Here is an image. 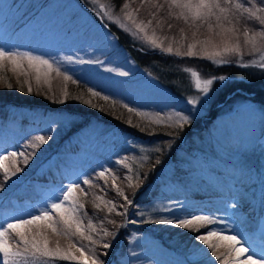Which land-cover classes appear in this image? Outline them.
Segmentation results:
<instances>
[{
    "label": "rangeland",
    "instance_id": "1",
    "mask_svg": "<svg viewBox=\"0 0 264 264\" xmlns=\"http://www.w3.org/2000/svg\"><path fill=\"white\" fill-rule=\"evenodd\" d=\"M125 2L118 9L111 8L113 17H119L128 28L136 31L132 20H125V14L120 11ZM127 2L129 3L127 11L133 14L136 24L141 22L148 24L151 20V24L145 28L144 32L133 38L130 32H126L106 18L103 24L106 23L119 31L127 41L142 48L143 53L150 55L156 53L163 59L162 56L166 53L160 52L159 48H154L153 40L163 48L171 44L173 51L176 50V42L181 46V51H186L187 44L193 43L196 44L194 48L196 56L177 57L166 54L170 57L168 61L178 66L184 65L182 66L184 69L196 70L202 79L214 76L211 68L222 67L238 68L240 73L242 71L250 73L251 77L254 75L264 77L259 69L238 66L235 57L231 58L234 62L229 65H215L207 59L208 53L213 50L212 47L205 45L206 51L201 52V45L197 43L210 38L211 34L206 26L199 30L189 29L183 21L168 20L164 13H160L157 19L163 21V26L157 27V19H153L148 14L147 5L142 7L140 0H127ZM8 5H14V7L9 8ZM91 7L86 0H0V46L31 51L33 54L44 55L45 58L51 56L59 58L61 55L73 54L85 59L94 57L105 59L109 62L108 66H119L122 70L129 71L130 76L117 77L91 65H65L64 67L70 68L71 74L74 78L79 77V81L85 82L94 89L97 87L102 93L109 94L115 99H122L130 105H135L140 111L162 113L169 108V104L171 106L174 103L187 112L185 101L196 95L195 89L186 98H176L164 88L156 77L157 72L153 71L158 69L160 74L166 70L173 72L171 70H175V65L160 62L155 64L161 66L159 68L136 70V64L131 61L128 52L118 40L113 39L111 32L108 31L109 27L107 29L103 27L99 17L90 11ZM168 23L173 25L172 29L167 27ZM253 26L259 27L254 23ZM181 28L184 29L183 33L180 32ZM106 36L107 39H105ZM212 42L219 45L220 40L214 38ZM258 59V55H246L244 63H251L252 60ZM10 67L9 65L0 72V76L8 79L13 84V88L8 89L3 82H0V104L13 100L9 97V93H27V85L21 92L17 79L20 81L30 79L33 91L38 92L35 70L29 69L26 61L19 73L27 72L28 77L13 73L9 70ZM185 73L189 79H192L191 87L195 88L194 78L189 72ZM230 79L228 77L224 82L214 85L210 101L201 107L197 115L215 114L212 119L202 120V128H187L181 136L183 141L176 143V140L174 146L168 151L169 156L180 150L177 159L172 158L169 163L158 165L155 172L148 177L146 183H149V186L142 192L136 193L134 202L140 206V211L144 212V219L181 215L179 207L171 212L161 211L170 204L178 203L184 206L185 211L214 213L230 221L243 220L245 223L239 230L240 234L244 235L246 241L250 238L258 240L261 231L264 230V143H260L264 135V102H261L263 95L245 89H241L240 93L229 94L227 89L221 95L220 91L226 89L225 84ZM50 82L51 92L46 85H42L39 91L47 94L46 98L63 95L68 82H65L62 77H57L55 73L51 74ZM222 96L223 99H221ZM18 116L24 119L23 124L16 123L14 127L13 118ZM65 116L66 114L60 111L51 112L40 107L24 106L15 102L0 105V153L5 150L20 151L21 146L36 135L51 137L38 150L36 157L26 168L22 162L19 163V166L25 170L18 174L19 179L13 178L7 189L0 193V224L12 222L22 215L26 216L27 212L39 208L45 200L51 198L62 184L84 174L95 178L94 182L97 185L93 188L83 186L88 190L89 195L81 198L87 213L84 224L87 225L88 220L91 219L98 229V232L93 234V238L101 240L103 236L101 228L117 231L115 224L108 223V220H114L116 224H124V227L118 230L112 247L107 250L108 255L103 257L105 264H183L197 246L203 249L204 246L194 240L193 232L170 225L140 223L141 217L135 214L136 208L129 210L127 219L116 215L115 212L108 213L104 201H113L116 205H121L124 201L123 197L118 196L116 190L112 188L111 176L103 179L96 178V173L101 170V166L113 168L118 177L117 186L132 198L134 186L138 181L134 178L130 181L125 180L123 177L134 176L136 171L149 172L152 166L150 162H154L158 154H150V161L143 162L141 166L140 157L143 154H136L127 147L126 138L136 139L140 146H152L147 141L134 137L132 133L120 132L115 127L109 128L93 122L69 134L83 120L79 118L77 122L72 119L71 123H64L62 121ZM226 116L229 120L222 118ZM79 144L81 149L77 151ZM125 156L128 157L125 163L133 169L132 173L123 166L115 165L117 158ZM167 159L168 157L165 162ZM6 163L11 165V159ZM229 165L235 169L234 173L228 172ZM0 181H2V173H0ZM129 183L133 187H129ZM146 183L144 186L147 185ZM206 193L215 194L216 198L210 205L212 209L202 211L197 205L198 199H194V196L199 195L205 198ZM96 196L102 197L96 201L101 205L102 210L94 207L93 200ZM234 202L239 204V208L235 210L236 217L232 216L231 208H225V205H231ZM118 210L122 211L119 208ZM131 219L138 222L128 223L127 221ZM44 235L48 239L49 248L52 249L57 247L66 249L70 242H77L78 246L80 243L91 246L86 240L77 241L75 237L70 239L64 235L53 234L51 230L44 232ZM111 239V237H103V240ZM250 246L254 247L256 254L259 255L258 245L250 244ZM71 251L79 256V252L74 248ZM96 251H104L101 244L96 245ZM217 251L223 253L225 249L220 248ZM132 252L136 255H131ZM210 255V250L208 255H200L197 258V264H211ZM41 261H36L35 264H75L74 261L59 258ZM216 264L219 262L217 261Z\"/></svg>",
    "mask_w": 264,
    "mask_h": 264
},
{
    "label": "snow or ice",
    "instance_id": "2",
    "mask_svg": "<svg viewBox=\"0 0 264 264\" xmlns=\"http://www.w3.org/2000/svg\"><path fill=\"white\" fill-rule=\"evenodd\" d=\"M92 7L90 11L95 13L97 17L103 22L105 18L108 21L119 25L121 29L130 32L132 37L135 38L139 33L144 32L145 28L151 24L141 22L136 24L133 14L127 9L129 3H124L120 9L123 12L125 20H132L135 25L136 31H132L128 26L119 18L113 17L111 5L101 2V0H86ZM141 6L147 5L149 8V15L153 19H157L158 14L164 13L168 20L175 19L176 21H183L189 29L199 30L207 27L208 32L211 34L208 40L197 41L201 45L200 51H206L205 45H210L212 51L208 53L207 59L211 60L215 65H229L234 61L232 57L236 58V63L242 68H256L261 70L264 74V0H140ZM9 8L14 5H8ZM139 11V9H137ZM258 25L256 28L253 26ZM163 21L157 19V27H162ZM105 29L108 24H103ZM169 29L173 28L171 23L167 24ZM180 32L183 33L184 29L181 28ZM195 36V33L193 34ZM214 38H219V45L214 44ZM107 39V36L105 37ZM177 43L176 50L173 51V46L170 44L167 48L161 47L159 44L152 41L154 48H159L160 52L177 57H193L197 53L194 51L196 44L188 43L186 51H181V46ZM246 55H258V60H252L251 63H244ZM27 62L29 69L35 70V83L37 85L38 94H42L39 90L42 85H46L48 91L51 92L50 77L55 73L57 77H62L65 82L71 81L72 84L79 82V77L71 74L70 68L64 67L65 65H91L95 66L98 70L115 75L117 77L127 78L130 72L122 70L119 66H108V61L100 59L99 57L85 59L79 55H61L59 58L51 56L45 58L44 55L33 54L31 51H21L19 49L8 48L0 46V72H2L9 65L10 71L19 73L23 68L24 62ZM129 62L130 61H126ZM43 69V72H41ZM185 72H189L191 77L194 78V86L196 95L186 99L187 112L179 109L173 110L171 114L164 116L160 112L150 113L140 111L135 105H130L122 99H115L109 94H102L101 91L92 87L88 88V93L92 97H99L100 99L111 102L113 107L119 106L126 109L128 113L134 114L137 117H142L150 125L165 124L173 131L167 133H157L151 131L148 127L141 126L140 124H133L132 119L127 120L128 126L138 129L139 132L146 135H165L168 137L166 141L159 142L155 146H140L138 141L134 138H126V146L129 147L136 154H143L140 157L141 166L143 162L150 161V154H158L152 167L147 173L136 171L134 176H125L123 179H135L138 183L134 186L132 198H130L122 189H120L116 180L117 175L113 168L102 167L96 173V178L112 177V188L117 192V195L123 197L124 203L116 205L113 201H104L108 213L115 212L127 219L129 210L136 208V215L141 217L140 223H154L163 224L185 229L195 233L194 240L203 245V249L199 246L194 249L188 260L183 264H197V258L200 255H208L210 250L211 264H264V230L261 231L258 240L250 238L249 241L245 240L244 235L240 234V229L244 226L243 220H228L222 216L215 215L208 212L185 211L182 204H170L161 211L171 212L173 209L179 207L181 215L169 216L161 219H144V212L140 211V206L134 202V197L139 189H141L147 182L149 175L155 172L156 167L161 164L160 155L168 154V151L174 146L176 140L180 139L186 126L190 127L193 120L199 114L201 107L207 104L211 99V93L216 83L224 82L228 79L227 76L219 75L211 78H201L200 74L193 69L185 68ZM28 77L27 72H22ZM0 82L8 89L13 88V84L8 81L4 76H0ZM17 84L20 85V91H24V86L27 85V93L32 94L33 88L30 79L20 81L17 79ZM63 99H56V103L64 104L68 99H80L79 97H71L65 89L63 92ZM84 104L89 105L91 108H97L96 104L90 103L88 100L83 101ZM103 111V109H98ZM64 123L72 122V114H67L62 121ZM51 137L44 135H36L28 143L21 146L20 151H7L0 153V173H2V181H0V193H3L13 178L19 179L20 173L25 169L19 166V163L25 166L29 165L36 155L38 150L48 142ZM31 149V151H27ZM11 159V165L6 163ZM128 159L117 158L115 165L127 168L129 173L133 169L125 163ZM95 178L88 177L87 175L77 176L68 183L62 184L56 192L52 194L51 198L45 200L39 208H34L25 215L16 217L12 222L0 224V264H35L36 261H50L53 259H62L74 261L75 264H105L104 256L108 255L107 250L112 247V242L118 235V230L124 227V224H116L114 220H108V223L115 224L117 231H108L101 228L103 237H111V240H97L93 238V234L98 232L97 227L89 219L87 225L84 224V218L87 215L84 209V203L81 198L89 195L88 188L96 187L94 182ZM133 187L131 183L128 185ZM102 197H94L93 204L97 210H102L101 205L96 201ZM122 209V211H119ZM225 208H231L232 216L236 217V209L239 204L234 202L231 205H225ZM220 211V209H217ZM227 215V213H225ZM128 223L135 224L138 221L131 219ZM103 223V221H101ZM203 229V231H201ZM51 230L53 234L64 235L68 238H77V241H88L89 245L77 242H70L68 248L61 249L59 247L52 249L48 246V239L44 232ZM34 232V234H32ZM101 244L104 251L97 252L96 245ZM250 244H257L260 248L259 255L256 254L254 247ZM79 252V256L73 254L71 249ZM224 248L223 253H218V249ZM131 255L135 256L136 253L132 252ZM214 258V259H212Z\"/></svg>",
    "mask_w": 264,
    "mask_h": 264
},
{
    "label": "trees",
    "instance_id": "3",
    "mask_svg": "<svg viewBox=\"0 0 264 264\" xmlns=\"http://www.w3.org/2000/svg\"><path fill=\"white\" fill-rule=\"evenodd\" d=\"M126 0H101V2L110 4L114 9H118L122 3ZM113 34H115L118 38V42L120 45H122L125 50L128 52L131 61H133L138 68L141 70H144L146 66H149V64L153 65L154 67H161L159 65H155L157 63H160V57L153 56V55H148L145 56L140 52V50H137L135 45L131 44L129 41L126 40L125 37H123L119 31H116L115 29L112 28ZM163 62V61H161ZM164 61V64L170 65L172 62ZM170 63V64H169ZM173 66L175 65V70H171L173 72L169 71H164L159 73V70L156 69V77L158 80L161 82V84L164 86V88L170 92L174 97L176 98H186L190 96L193 93V89L190 84V79L188 75H186L185 71L183 70L182 67L180 69L176 66V64H172ZM184 66V65H183ZM161 69V68H160ZM212 73L214 76H219V75H224L229 78H231L227 84H226V91L227 89L230 91H233L235 88H240V89H245L249 92H256L260 93L263 95V101H264V77L259 76V75H254L251 77L250 73L242 71L240 73V69L230 67V68H220V69H215L211 68ZM241 75L245 76L242 77ZM257 76L256 78H254ZM250 82V83H249ZM88 88L84 83L78 82L77 84H72L71 81H68L66 90L70 94L71 97H79L80 99H68L66 103L64 104H59L56 103V99H63V95L60 97L58 96H49L52 98H46L47 94H44V92H41L42 94H38L37 90L33 91L32 94H27V93H22V94H11L9 93V97L13 100H8L5 101L4 103L7 102H15V103H23V104H35V105H41V106H48L49 108H54V109H62L61 111L66 112L67 114H72L73 117L78 118L77 113L80 114H85L89 115L91 118H101L103 120H108L114 123L115 125H120L124 126L126 128H130L142 135L145 136H152V137H167L165 135H146L138 131V129L128 126L127 120L132 119L133 124H140L141 126L148 127L151 131H155L157 133H167L170 131H173L172 129L168 128L165 124L162 125H150L144 118L142 117H137L134 114L128 113L126 109H123L122 107L115 106L111 104V102H106L99 97H92L88 93ZM225 93V92H223ZM23 98V99H21ZM261 99V101H262ZM84 100L90 101L92 104H96L97 108H91L89 105H86L83 103ZM174 102V100H172ZM103 109V111H100L98 109ZM48 109V108H47ZM179 109L181 111H186L182 107L176 106L174 103L167 109L165 112L172 113L173 110ZM160 115L164 116L165 113H160ZM204 116V115H203ZM200 116H197L194 120L193 123L191 124L190 127L186 126L182 135L186 132L187 128H195L198 127L199 122H200ZM89 122H86V125ZM109 127V126H107ZM194 136V135H193ZM162 138H158L157 140H151V143H157L161 141H166L163 140ZM150 141V140H149ZM79 147L77 148V150ZM72 151V150H71ZM179 156V152H175L173 154V159H177ZM168 157V154L166 155H160L161 162H164L166 158ZM154 163V162H150ZM152 167V166H151Z\"/></svg>",
    "mask_w": 264,
    "mask_h": 264
},
{
    "label": "bare ground",
    "instance_id": "4",
    "mask_svg": "<svg viewBox=\"0 0 264 264\" xmlns=\"http://www.w3.org/2000/svg\"><path fill=\"white\" fill-rule=\"evenodd\" d=\"M80 1H84V0H80ZM32 234H33V233H32ZM42 261H43V260H42ZM42 261H41V262H42ZM43 262H44V261H43ZM39 263H40V262H39Z\"/></svg>",
    "mask_w": 264,
    "mask_h": 264
}]
</instances>
